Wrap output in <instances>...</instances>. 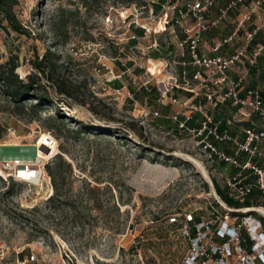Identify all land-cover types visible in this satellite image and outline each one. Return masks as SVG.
I'll return each instance as SVG.
<instances>
[{"label":"rangeland","instance_id":"rangeland-1","mask_svg":"<svg viewBox=\"0 0 264 264\" xmlns=\"http://www.w3.org/2000/svg\"><path fill=\"white\" fill-rule=\"evenodd\" d=\"M172 1L98 0L81 7L77 0H17L14 14L27 35L4 30L7 26L0 22V63L14 57V73L25 82L34 72L31 63L49 52L58 68L54 80L66 86L73 97L58 104L71 120L56 129L45 121L52 116V108L39 119L28 121L26 115L12 114L11 104L0 93V159L28 161L35 155L45 159L54 151L46 164L60 156L70 168L60 195L64 202L58 206L46 200L53 190L44 168L39 185L0 178V264H23L30 254L33 260L24 264H178L189 240L179 223L169 224L167 218L188 211L209 218L205 206L215 198L195 161L202 164L210 181L222 185L223 178L201 159L190 135L178 131L171 121L175 114L182 118V113L190 112V106L195 105L193 95L177 80L179 88L170 93L188 108L159 101L142 88L137 90L146 79L142 69H121L132 58L154 76L147 88L163 91V85L173 84L179 69L171 63L178 58L172 49L175 40L168 29L162 35H152L154 29L162 31L158 23L162 8L156 14L151 12L153 5L171 6ZM183 2L176 0L175 5ZM214 17L212 8L208 18ZM228 22L203 35L201 45L207 47L209 40L221 39L230 29ZM138 26L148 30L150 38L140 37L136 46L129 37L136 35ZM152 38L161 44L159 53L146 49ZM154 54L158 59H153ZM147 59L154 62L148 66ZM258 69H264V62ZM113 80L120 82V89H114ZM40 83L53 94L51 82L40 78ZM199 98L201 106L217 120L229 126L241 124L238 116L227 114L231 110L228 105L212 108L205 98ZM88 105L99 115H92ZM154 112L160 117L154 119ZM72 121L86 123L91 130L118 134L115 138L76 135L71 132L76 128ZM133 129H139L140 138ZM11 186L12 194H5ZM198 207L201 210H196ZM139 236L142 239L138 240ZM19 252L23 253L21 259Z\"/></svg>","mask_w":264,"mask_h":264},{"label":"built area","instance_id":"built-area-1","mask_svg":"<svg viewBox=\"0 0 264 264\" xmlns=\"http://www.w3.org/2000/svg\"><path fill=\"white\" fill-rule=\"evenodd\" d=\"M172 2L171 6L166 7L160 4L162 12L158 23L161 22L162 31L156 32L154 29L152 35H162L168 29V35L175 40L172 49L174 53L178 52L177 55L174 54L178 57L177 61L171 63H175L179 69L175 72L176 80L172 79V85L167 84L163 91L156 90L157 99L167 100L183 109L188 108L186 103L175 100L170 93L173 88H179L176 85L179 80L183 90L191 93L193 97L203 96L212 108L227 103L235 108L234 116L248 124L241 130V140L231 138L225 130L220 131L221 120H215L200 105H191L188 114H181L182 120L175 114L171 121L176 124L178 131L190 135L193 147L209 167L219 161L236 169L232 176L223 179V190L228 198L242 202L255 192L263 202L236 209L228 207L216 195L211 183L215 201H208L205 206L210 215L208 219L200 214L195 220L192 211L174 213L167 218L169 223H179V229L189 240L188 248L178 264H264V89L261 91L249 87L248 78L253 71L264 80V69H258V60L264 59V38L256 41V37L264 32V0H184L180 6L175 5L176 0ZM212 8L215 9V17L209 19L208 13ZM231 15L232 18L229 17ZM227 20L230 26L228 32L221 39L213 40L206 49L208 53H221L212 57L200 54L198 49L202 35ZM138 27L137 29H143L144 32L139 36L129 37L130 42H136V46L140 37L150 38L148 30L143 26ZM162 43L164 47L169 46L168 42ZM236 44L239 45L231 54L222 51ZM160 48L161 44H157L156 39L152 38L146 49L157 52ZM134 49L137 48L134 46ZM128 60L130 66L142 69L141 75L146 78L137 86V90L143 88L149 92L147 85L154 76L148 67L136 64L132 58ZM146 62L150 66V62L154 61L147 59ZM131 80L133 82L136 78ZM194 114L199 116L198 125L188 128L186 123ZM152 116L154 119L160 117L156 112ZM252 116L255 119H251ZM213 143L230 147L232 155L218 149ZM55 153H48L45 159H38L35 155L28 161L2 158L0 178L39 185L44 165ZM240 154L245 156L242 163L237 159ZM256 158L261 159L260 166L253 163ZM21 170L28 172V175L21 176ZM233 210L239 211L241 215L231 216L229 212ZM191 227L194 228L193 236H190ZM140 239L141 236L138 240ZM33 258L30 254L23 264Z\"/></svg>","mask_w":264,"mask_h":264},{"label":"trees","instance_id":"trees-1","mask_svg":"<svg viewBox=\"0 0 264 264\" xmlns=\"http://www.w3.org/2000/svg\"><path fill=\"white\" fill-rule=\"evenodd\" d=\"M81 7H86L89 3H94L98 0H77ZM124 3H132L134 0H123ZM17 6V0H0V22H4L7 28L3 27L4 30L9 29L11 32L17 35H27L25 29H23L15 14L14 9ZM160 9V3L152 6L153 13H157ZM134 33L136 35H141L142 30L135 29ZM130 43H133L131 41ZM158 54H154L152 57L153 59H157ZM130 66V63H125L122 66V70L124 71L126 67ZM17 68L16 59L14 57H9L5 62L0 63V93L1 95L9 101L11 104V112L14 115L24 117L27 116L28 121L39 119L41 113L47 111L49 108L53 109L52 116H47L45 121L48 122L53 128L59 129L64 128V123L70 118H67L63 115L61 110L58 107V104H64L67 99H72V94L70 93L69 89L64 86L61 82H57L55 77L58 76L57 67L50 59V53L45 52L42 59L40 61H33L31 63V68L34 69L32 74L26 76V81H22L18 79L17 75L14 73V70ZM47 70V72L45 71ZM138 71V70H136ZM40 78H43L47 82H51L49 85L52 93L50 94L45 86L40 83ZM114 86V89H120L121 84L117 80H113L111 82ZM143 89V88H142ZM143 93L146 91L143 89ZM151 96L154 98L156 97V90L155 88H150L149 92ZM53 97H52V96ZM62 98H60V97ZM56 99L55 101L53 99ZM153 98V99H154ZM26 101H32L28 106H26ZM67 104V103H66ZM82 104V103H81ZM88 111L94 115H99L98 111L95 110L94 106L88 105ZM71 120V119H70ZM76 128L71 130L76 135L80 134H93L98 136L107 135L108 137H117L118 134L115 131L110 130H91L86 123L83 122H74L72 121ZM222 123V122H221ZM48 124V127L50 125ZM132 129V126L129 125ZM137 132L138 137H141V133L139 129H133ZM3 129L0 128V138L2 137ZM125 138V137H124ZM135 148L143 151V148L135 145ZM155 155H158L155 153ZM45 173L49 178V182L53 193L46 199L48 203H51L53 206L62 204L64 201L60 199V195L62 194V187L64 185L65 174L69 173L70 168L69 165L66 164L61 160L60 156H55L54 160L51 164L44 165ZM212 181V185L216 195L224 202L228 207H232L234 209L240 208L243 206L249 205H256L257 201L255 200V192L251 193L247 198H245L242 202H237L228 198L225 195V191L223 188H219L216 183ZM12 186L8 188L4 193L7 195L12 194ZM231 215H241L239 211H231L229 212ZM195 220L197 217L195 216ZM169 223V222H168ZM169 224H176V223H169ZM194 235V228H190V236ZM22 252L18 253L19 259L22 257Z\"/></svg>","mask_w":264,"mask_h":264},{"label":"crops","instance_id":"crops-1","mask_svg":"<svg viewBox=\"0 0 264 264\" xmlns=\"http://www.w3.org/2000/svg\"><path fill=\"white\" fill-rule=\"evenodd\" d=\"M222 2H219V4H221ZM208 32V31H207ZM207 32H205L203 35H205ZM228 32V31H227ZM203 35H202V37H203ZM262 38H264V32H262L261 34H259L257 37H256V41L258 40V39H261V40H263ZM201 40H202V38H201ZM210 42H212L213 41V39H211V40H209ZM260 41V40H259ZM239 44H236V45H233V46H228L227 48H225L224 50H222V51H227V53L228 54H231L232 53V51L234 50V48L236 47V46H238ZM208 47V46H207ZM207 47L206 46H203V45H201V42H200V45H199V49H198V51H199V53L200 54H204V55H207L208 57H212V56H214V55H217V54H220L221 53V51L220 52H218V53H208L207 52ZM262 62H264V59H259L258 60V63H259V65L260 64H262ZM253 71H251L250 73H249V87H251V88H258V89H260L261 91L264 89V87H263V84H264V80L262 79V77H261V75H260V80L259 81H257V79L253 76ZM261 73V72H260ZM251 74V75H250ZM262 74V73H261ZM252 76H253V78H252ZM260 84H262V85H260ZM165 87H166V84L164 85ZM157 97V96H156ZM199 97H203V96H198V97H192V98H194L193 99V104H195V105H200L201 106V103H200V98ZM204 98V97H203ZM191 99V98H190ZM202 99V98H201ZM203 100V99H202ZM226 105H228V103L226 104ZM229 107H230V105H228ZM231 108V110L230 111H228L227 112V114L230 116H234V114H235V108H232V107H230ZM197 115V114H196ZM194 115H192L191 116V119L186 123V126L188 127V128H195V127H197V125H198V120H199V116H197L198 118L197 119H195L194 117H193ZM215 118V120H217L216 119V116L214 117ZM251 119H255L253 116L251 117ZM179 120H182V118H179ZM242 122H240L241 124L239 125V126H237V125H232V126H229V124L227 123V124H225L223 121H221L222 123L220 124V127H219V130L221 131V130H225L226 132H227V134L231 137V138H234V139H236V140H241L242 139V134H241V130L243 129V128H245V127H247V122H245V120H241ZM175 126H176V124H175ZM218 149H220V150H224V151H226V153L228 154V155H232V152H231V149H230V147L228 148V146H225V145H223V144H217V143H213ZM238 161L240 162V163H242L243 161H244V159H245V156H244V154H240L239 156H238ZM253 163L254 164H256V165H261V159L259 158V159H254L253 160ZM213 166H214V171H217V173H215L216 174V176L217 177H220V178H228V177H230V176H232L235 172H236V169H234L230 164H227V163H223V162H219V161H215L214 163H213ZM215 183H216V185L219 187V188H223V186L222 185H219L218 183H217V181L216 180H214V179H212ZM212 183V182H211ZM255 200L257 201V204H263V202H261L260 200H259V198L256 196V193H255ZM238 202V201H237Z\"/></svg>","mask_w":264,"mask_h":264},{"label":"bare ground","instance_id":"bare-ground-1","mask_svg":"<svg viewBox=\"0 0 264 264\" xmlns=\"http://www.w3.org/2000/svg\"><path fill=\"white\" fill-rule=\"evenodd\" d=\"M149 70V69H148ZM151 73V72H150ZM164 86V85H163ZM179 156H181V157H183V158H186V159H188L187 157H189V156H186V155H182V154H178ZM37 158L38 159H41L42 157H40V156H38L37 155ZM190 158V157H189ZM190 162H192L191 160H194V159H188ZM195 161V160H194ZM196 162V164H197V167H198V169L200 170V172L202 173L201 174V176L203 177V178H205L206 180H208V183H209V179H208V177H207V174H206V171L204 170V168H203V166H202V164L200 163V162H198V161H195ZM199 172V173H200ZM20 175L21 176H23V177H25L26 175H28V172H25V170L23 171V170H21L20 171ZM48 190H49V192H51V188L50 187H48ZM48 192V193H49Z\"/></svg>","mask_w":264,"mask_h":264},{"label":"water","instance_id":"water-1","mask_svg":"<svg viewBox=\"0 0 264 264\" xmlns=\"http://www.w3.org/2000/svg\"><path fill=\"white\" fill-rule=\"evenodd\" d=\"M208 177V176H207ZM209 179V178H208ZM211 184V181H210V179H209V185Z\"/></svg>","mask_w":264,"mask_h":264}]
</instances>
